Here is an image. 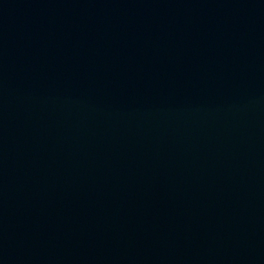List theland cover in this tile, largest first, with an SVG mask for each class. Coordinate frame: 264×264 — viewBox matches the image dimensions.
<instances>
[{
	"label": "water",
	"instance_id": "1",
	"mask_svg": "<svg viewBox=\"0 0 264 264\" xmlns=\"http://www.w3.org/2000/svg\"><path fill=\"white\" fill-rule=\"evenodd\" d=\"M0 264H264V0H0Z\"/></svg>",
	"mask_w": 264,
	"mask_h": 264
}]
</instances>
